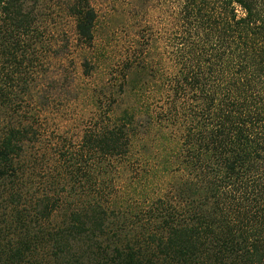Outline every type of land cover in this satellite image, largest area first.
<instances>
[{
	"label": "trees",
	"instance_id": "1",
	"mask_svg": "<svg viewBox=\"0 0 264 264\" xmlns=\"http://www.w3.org/2000/svg\"><path fill=\"white\" fill-rule=\"evenodd\" d=\"M92 1L0 0V264H264V0H128L162 8L163 60L137 40L52 142L51 61L97 69ZM143 126L169 142L152 161Z\"/></svg>",
	"mask_w": 264,
	"mask_h": 264
},
{
	"label": "rangeland",
	"instance_id": "2",
	"mask_svg": "<svg viewBox=\"0 0 264 264\" xmlns=\"http://www.w3.org/2000/svg\"><path fill=\"white\" fill-rule=\"evenodd\" d=\"M52 1L56 10L58 6L62 9L65 2H67V0ZM92 3L98 13V21L95 28L94 47L88 54V58H93V62L97 60V69L93 70L92 76L87 78L82 75V61L79 56L66 61L58 58L51 61L52 70L59 80L57 85L53 84L55 86V96L49 101L46 110V121H44L46 127H48V129L46 128V138H50L52 142H54L53 137L55 140L66 138V140L73 143L78 142L81 128L90 118V114L94 112L88 103L89 95H92L94 91H101L102 83L107 80L105 74L106 63H111L114 66L122 53L127 52L128 48H134L137 40H141L139 42L142 46H138V49L142 50L146 44L145 42L150 38V34L153 33L158 41L156 47L151 49L152 57H154V62L159 58L163 60L161 57L164 53L163 34L166 29L165 16L161 11V7L156 3H152L151 6L146 8V12H143L140 5H134L133 2L130 4L128 0H93ZM135 12H139V16L135 17ZM56 13L60 14V11L58 10ZM60 16L63 18L62 14ZM61 19H58L60 23H64V19ZM142 22L146 24L142 25ZM65 24H68V22ZM62 29H66L67 35H71L75 39L74 30L71 26H64ZM141 35L144 36L143 40L140 39ZM164 63L165 66L169 65L167 59ZM171 69L174 73L177 70L173 65ZM50 78L52 77L50 76ZM45 87L43 86L45 89L42 91L43 96H46L49 100L51 88L46 84ZM145 95L152 99L147 93ZM42 100L46 104V99ZM121 102L128 107L136 105L132 94L130 96L125 95L124 101ZM121 111L122 109H119L116 112L120 113ZM137 119L142 123L149 118L142 112L137 115ZM139 130V138L134 143V153H138L148 161H152L154 154L169 147V142L165 141L164 138V131L160 128L157 129L156 126H153L150 130H146L143 126ZM176 134L178 133L175 132ZM173 140L170 147L177 146V138Z\"/></svg>",
	"mask_w": 264,
	"mask_h": 264
}]
</instances>
